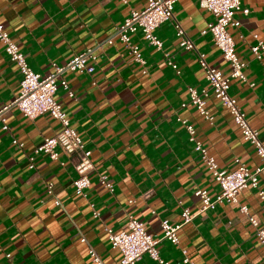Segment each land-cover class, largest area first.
<instances>
[{
	"label": "crops",
	"instance_id": "obj_1",
	"mask_svg": "<svg viewBox=\"0 0 264 264\" xmlns=\"http://www.w3.org/2000/svg\"><path fill=\"white\" fill-rule=\"evenodd\" d=\"M241 3L248 12L238 11L241 24L228 29L246 62V80L231 78L229 92L264 142V55L255 58L250 50L253 32L264 39V0ZM145 5L146 0H0V22L41 74L52 70V62L62 64L101 43L91 74L63 73L73 95L61 86L54 93L91 150L93 168L84 195L75 193L72 185L77 155L60 150L53 159L34 150L59 130L58 119L47 111L29 117L12 105L7 114L10 129L0 128V264H95L89 245L102 260L114 261L121 252L111 245L105 227L124 229L128 214H133L159 236L160 219L180 222L183 206L195 215L178 229L179 242H158L167 264H264V246L237 203L223 201L199 212L195 188L205 187L211 194L220 188L178 117L193 125L194 135L220 168H234L236 157L254 168L260 159L209 89L205 105L211 120L188 101V85L208 87L195 52L179 45L171 20L155 29L161 48L147 43L140 30L131 34L146 72L123 42L105 40L131 10ZM173 12L208 62L228 72L211 33H201L211 12L197 0H177ZM168 55L176 68L166 62ZM19 79L18 67L0 41V105L17 95ZM12 135L23 144L13 142ZM100 174L106 175L112 190L100 182ZM46 181H52L53 194L46 192ZM258 185L264 190L262 174ZM55 196L61 204L54 203ZM237 198L264 225V197L248 185ZM185 255L188 261H183ZM134 264L159 263L143 254Z\"/></svg>",
	"mask_w": 264,
	"mask_h": 264
},
{
	"label": "built area",
	"instance_id": "obj_2",
	"mask_svg": "<svg viewBox=\"0 0 264 264\" xmlns=\"http://www.w3.org/2000/svg\"><path fill=\"white\" fill-rule=\"evenodd\" d=\"M176 1L146 0V5L143 8L131 10L130 14L124 18L115 31L109 34L105 40L112 42L113 38H117L123 42L131 57L143 65L142 72H146L145 59L138 44L132 41L131 34L140 30L142 38L147 43L156 48H161L162 40L155 33V29L165 20L172 21L175 33L179 39V45L186 50L195 52L198 64L208 84L207 88L200 89L188 85V101L197 108L200 114L211 120L212 116L205 105V95L207 94V89H209L214 97L228 110L243 138L252 144L260 159V164L254 168L246 166L238 157L235 158L237 164L234 168L230 170L220 168L214 156L208 153L207 147L194 135L193 125L186 119L178 117L187 130L188 139L192 143L193 148L211 170L220 188L215 194H211L207 188L202 186L195 188L194 194L201 201L199 212L214 208L217 203L223 201L237 203L238 209L244 213L248 221L254 226L256 239L264 246V225L260 224L259 219L251 214L247 204L239 203L237 198L239 190L248 185L254 187L261 198L264 197V190L258 185L259 174L264 177V142L259 137L257 128L249 123L244 110L229 92L231 78L246 80L243 70L246 62L238 56L234 38L228 27H238L241 21L236 16V13L241 11L245 14L248 12V8L242 6L241 0H197L199 6L206 8L212 14V18L206 22V26L201 30V33H211L215 45L220 49L223 59L229 65L228 72H224L221 68L208 62L205 52L196 48L193 39L174 16L173 5ZM252 35L254 41L250 44V50L253 56L259 59L264 55V39L259 37L256 32H253ZM0 41L3 43V48L9 58L17 65L20 73L17 95L9 103L0 105V128L10 129L11 126L7 122V114L12 105L16 106L23 115L29 117L47 111L58 119L60 123L59 130L53 135L45 136L34 150L36 152L43 151L53 159L58 157L60 150L67 155H77L78 161L75 164L77 175L72 179V185L75 193L84 195V189L90 183L89 172L93 168L90 158L91 150L85 146L79 132L72 126L69 115L63 109L60 101L55 98L54 93L57 87L61 86L68 95H73V91L63 73L71 70L91 74L99 56L98 48L101 43L86 47L62 64L52 62V70L41 74L31 68L24 53L20 50L16 41L9 36L1 22ZM166 62L173 68L177 67V64L169 55L166 57ZM184 104L185 102H182V105ZM12 141L19 145L23 144L13 135ZM32 165L31 162L30 166ZM99 180L106 188L112 190V184L107 180L105 174H100ZM52 187V181L45 182L47 193L53 194ZM53 201L56 204H61L56 196ZM90 204L94 215H98L93 203ZM181 215L182 220L180 222H172L168 218L162 217L160 219L161 234L157 236L149 232L140 219L133 214H128L127 224L124 229L114 231L111 227H105L111 245L117 247L121 252L119 259L110 262L104 261L91 245L88 247L89 256L95 264H134L143 254H147L159 264H167V260L159 253L158 242L161 238L167 239L173 244L179 242L178 229L195 214L191 213L187 206H183ZM80 239L85 241L84 236H81ZM182 252L185 253V250L182 249ZM5 255L9 256L10 253L6 252ZM183 261H188L186 255L183 257Z\"/></svg>",
	"mask_w": 264,
	"mask_h": 264
}]
</instances>
